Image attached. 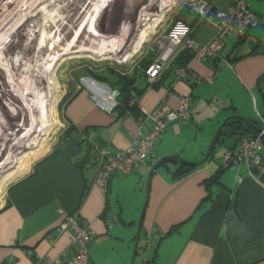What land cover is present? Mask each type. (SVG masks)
<instances>
[{"label": "crops", "instance_id": "obj_1", "mask_svg": "<svg viewBox=\"0 0 264 264\" xmlns=\"http://www.w3.org/2000/svg\"><path fill=\"white\" fill-rule=\"evenodd\" d=\"M207 1L213 9L231 2ZM246 4L258 16L257 25L240 38L229 32L215 61L191 58L185 64L201 76L200 83L188 86L176 79L174 59L152 85L140 77L141 86L135 84L141 90L140 107L150 110L165 96L175 108V95L188 94L190 117L168 123L152 155L134 172L113 174L106 195L93 184L95 168L83 158L90 156L93 144L112 151L127 147L139 129L138 116L110 107L112 88L105 82L99 81L101 86L93 78L92 87L74 89L62 110L69 135L8 188L0 205V264H32V255L57 258L70 247V232L59 233L56 227L74 212L95 231L89 264H264V149L254 176L245 164H228L218 182L205 184L223 165L212 151L221 124L234 116L259 129L264 119V0ZM186 10L182 15L194 38L210 41L215 26L198 20L193 8ZM148 126L146 119L141 133ZM233 137L226 148L237 143V134ZM170 155L178 159L155 167ZM180 160L197 165L176 178Z\"/></svg>", "mask_w": 264, "mask_h": 264}, {"label": "rangeland", "instance_id": "obj_2", "mask_svg": "<svg viewBox=\"0 0 264 264\" xmlns=\"http://www.w3.org/2000/svg\"><path fill=\"white\" fill-rule=\"evenodd\" d=\"M197 1L106 0L100 4L99 0H0V16L8 7L14 8L17 5L16 11L10 16L11 21L14 22L7 26L8 28L6 27L8 30L4 28L2 32L0 31V51L10 69L11 57L16 52L25 53L22 45L26 42H29L27 44L31 48L28 55H33L39 34L46 23L49 33L55 37H61V46H66L75 32L80 30L73 47L74 51L63 55L56 62L55 69L48 74L55 85V91L48 96L50 100L48 107L53 110L52 118L47 120L45 127L43 126L41 130L37 126V132H34L32 139L23 141L25 147L13 151L7 159L8 162L5 157L15 137H10L11 140L8 139L7 142L0 141V154L5 152L0 156V165L5 163L3 167H0V205L6 198L8 188L29 174L35 165L54 149L64 130L63 106L74 89L80 85L93 86L95 80L87 79L94 77L93 72L104 74L108 69H112L123 75L125 79L135 75L136 70L141 71L148 54L152 52L154 56L157 54L156 47L159 39L172 29L176 21H185L182 15L184 10L190 11ZM97 3L100 12L96 18H94L96 14L94 12L88 23V16ZM22 5L25 7L23 8ZM18 9L19 12H17ZM40 10H43L46 16L43 22ZM91 22L98 32L117 38V41L113 42L115 47L117 44L118 50L110 49L111 52L107 50L101 54L78 51L83 48L96 51L102 46L100 38L89 33ZM142 31L146 32V37L139 46L135 47L136 37ZM4 36L6 38L2 39ZM118 39H120L119 42ZM128 55V59L124 60ZM19 75L20 73L17 74ZM36 79L39 81L41 90H46V83H42L37 77ZM141 82L140 76L137 77L136 86H141ZM254 92L259 99L256 91ZM24 133L23 130L20 135ZM233 138V135L224 134L223 139L215 144L213 155L218 162H222L226 145L234 141Z\"/></svg>", "mask_w": 264, "mask_h": 264}, {"label": "built area", "instance_id": "obj_3", "mask_svg": "<svg viewBox=\"0 0 264 264\" xmlns=\"http://www.w3.org/2000/svg\"><path fill=\"white\" fill-rule=\"evenodd\" d=\"M193 10L198 15V20L212 23L216 32L214 37L201 43L193 36L192 28L185 22L178 20L157 43V54L145 69L146 80L153 83L164 71L167 64L179 53L188 50L192 58L196 60L215 61L223 47L224 39L229 32H233L240 38L245 32L259 23L256 13L251 11L246 0H231L222 9H213L207 0H198ZM228 64L222 61L220 65ZM176 79L184 81L188 86L201 82V76L192 71L188 65H180L175 69ZM110 89V88H109ZM109 94L110 107L116 103L118 91L111 89ZM130 104H135L139 109L136 118L138 131L133 134L130 144L116 151L107 146L93 144L88 164L95 168L93 184L105 195L108 190L110 177L115 173L128 175L135 171L137 165L145 163L152 155L154 143L159 134L165 130L168 123L174 121H186L190 117V97L188 94L175 95L177 106L170 107L165 102V96L152 109L146 110L138 105V95L130 91ZM113 109V108H112ZM149 120L146 132L141 133L144 120ZM264 135V119L262 127L257 134H246L241 136L233 147H227L222 154L223 165L245 164L249 175L254 176L256 169L262 165L263 143L261 137ZM240 180V177H238ZM59 233L70 232V243L57 258L49 256H36L32 264H89L88 245L95 237V231L90 223L79 216L77 212L65 214L56 227ZM53 238V236H52ZM150 244L148 242L147 246Z\"/></svg>", "mask_w": 264, "mask_h": 264}, {"label": "bare ground", "instance_id": "obj_4", "mask_svg": "<svg viewBox=\"0 0 264 264\" xmlns=\"http://www.w3.org/2000/svg\"><path fill=\"white\" fill-rule=\"evenodd\" d=\"M99 1H101L100 4H102L106 0ZM24 7L25 5L23 8ZM98 7L99 5L97 3L94 9L91 10V14L87 19L88 23L94 12L96 13L94 18L97 17L100 12V8ZM16 8L17 5H15L14 8L8 7L5 10L6 12L1 14V32L4 28L10 26V24L14 22L11 21L10 16L16 11ZM19 9L17 12H19ZM39 12H41V20L43 22V19H46V16L43 14V10H40ZM46 25L39 34L33 55H28L31 48L27 44L29 42H26L22 45L26 52H16L11 57V69L9 64L7 66L5 63L6 58L0 51V141L7 142L8 139L11 140V138L15 137L13 142L11 141V145L8 147V152L5 157L6 160L9 159L13 151L25 147L23 141L32 139L34 132H37V126H39L41 130L43 126L45 127L47 120L52 118L53 110L48 107L50 106L48 96L49 94L52 95V92L55 91V85L54 81L48 74L55 69L56 62L60 60L63 55L74 51L73 47L75 46L77 41L76 39L80 33V30L78 32L76 31L75 35L67 43V45L61 46V37H55L49 33L46 29ZM89 28V33L100 38L102 46L96 51L91 48H83L78 51L101 54L105 53L107 50L111 52L110 49L115 51L118 50L117 44L115 47L113 42L114 40L117 41V38L98 32L95 29L93 22L90 23ZM145 37L146 32L142 31L140 35L136 37L137 42L135 47L139 46ZM4 38H6V36L2 39ZM119 40L120 39H118V42ZM126 57L127 58L124 60H127L129 55ZM18 73H20L19 76H17ZM36 77L40 79L42 83H46V90H41L38 85L39 81ZM23 130L25 133L20 135ZM4 153L0 154V156ZM4 164L5 163L0 165V167H3Z\"/></svg>", "mask_w": 264, "mask_h": 264}, {"label": "trees", "instance_id": "obj_5", "mask_svg": "<svg viewBox=\"0 0 264 264\" xmlns=\"http://www.w3.org/2000/svg\"><path fill=\"white\" fill-rule=\"evenodd\" d=\"M184 22V21H183ZM153 52L148 54L147 58L145 59V63L143 65V68H141V71L139 72L140 77H145L146 79V74H145V69L149 65V63L152 61L154 58ZM192 58V54L188 50H184L181 53H179L175 58H174V63H178V66L180 65H185L188 63L189 59ZM93 78L105 82L108 84L112 89H116L118 91V95L116 97V103L113 106L114 110H118L119 108L123 110V112H129L133 114L134 116L139 115V109L136 107L135 104H130V97L131 93L130 91H135L137 95L141 94V90L135 87V75H133L130 78H125L123 79V75H121L118 72H115L112 69H108L107 71L104 72V74L101 73H95L93 72ZM106 74V75H105ZM155 82V81H154ZM153 82V83H154ZM148 86L152 85L153 83H148L146 82ZM119 85V87H118ZM263 105H264V96L262 98ZM245 122V123H243ZM71 131V127L68 129H64L62 133V137H65L69 135L68 133ZM258 127L255 125L254 122L252 121H244V119L238 118L231 116L225 120V124L223 126L222 132L219 136V138L215 141V144L219 142L220 140L223 139V135H236L238 136V140L241 138V136L246 135V134H252L255 135L257 134ZM263 147H264V135L261 137ZM90 148V147H88ZM213 151V150H212ZM91 155V153H90ZM90 159V156L88 157V154L86 153L85 157L83 158V163L88 165V161ZM178 159L177 156L175 155H170V156H165L160 159L159 163L162 165H165L169 162H174ZM82 163V164H83ZM197 165V163H191L187 162L185 160H180L179 166L173 171V176L176 178H182L186 174H188L192 168H194ZM225 167V165L220 166L211 176H209L205 184L207 186H210L213 183H216L219 181V174L221 173L222 169ZM108 188H109V183H108ZM108 192V190H107ZM107 194V193H106ZM105 194V195H106ZM175 227V226H174ZM35 255H32V259H34Z\"/></svg>", "mask_w": 264, "mask_h": 264}, {"label": "water", "instance_id": "obj_6", "mask_svg": "<svg viewBox=\"0 0 264 264\" xmlns=\"http://www.w3.org/2000/svg\"><path fill=\"white\" fill-rule=\"evenodd\" d=\"M87 79H91L90 77L89 78H87ZM97 84H99V85H105V84H103V83H97ZM92 87V86H91ZM238 118H240V117H238ZM224 124H225V121L221 124V126L219 127V129H218V133H217V135H216V137H215V140H217L218 138H219V136H220V134H221V132H222V129H223V126H224ZM211 150H212V147L210 148V151L209 152H211ZM159 165V162L158 163H156L155 164V167L156 166H158ZM141 222H142V215H141V217H140V220H139V223H138V229H137V237H136V245H137V242H138V237H139V231H140V227H141ZM134 252H135V250H134Z\"/></svg>", "mask_w": 264, "mask_h": 264}, {"label": "clouds", "instance_id": "obj_7", "mask_svg": "<svg viewBox=\"0 0 264 264\" xmlns=\"http://www.w3.org/2000/svg\"><path fill=\"white\" fill-rule=\"evenodd\" d=\"M91 78V77H90ZM92 79V78H91Z\"/></svg>", "mask_w": 264, "mask_h": 264}, {"label": "flooded vegetation", "instance_id": "obj_8", "mask_svg": "<svg viewBox=\"0 0 264 264\" xmlns=\"http://www.w3.org/2000/svg\"><path fill=\"white\" fill-rule=\"evenodd\" d=\"M93 79V78H92ZM104 84V83H103Z\"/></svg>", "mask_w": 264, "mask_h": 264}]
</instances>
